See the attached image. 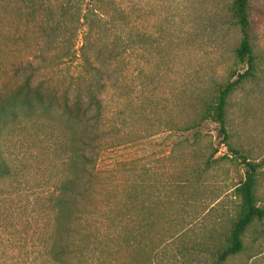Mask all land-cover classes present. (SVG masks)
<instances>
[{"label":"trees","instance_id":"trees-1","mask_svg":"<svg viewBox=\"0 0 264 264\" xmlns=\"http://www.w3.org/2000/svg\"><path fill=\"white\" fill-rule=\"evenodd\" d=\"M150 1L0 0V13L10 3L42 40L22 82L0 89V264H249L264 255L260 163L234 145L230 118L236 91L262 80L251 0L220 1V29L240 33L236 65L202 81L192 61L181 88L171 76L180 72V27L193 12L183 0H157L168 14L153 33L139 26ZM201 33L189 36L195 53ZM53 111L66 125L54 124ZM210 121L223 156L203 133ZM46 127L57 131L58 162L42 179L14 156L11 140ZM165 133L175 136L168 166H154L146 152L119 156ZM225 159L246 171L233 207L219 209L229 194H219L213 172Z\"/></svg>","mask_w":264,"mask_h":264},{"label":"rangeland","instance_id":"rangeland-1","mask_svg":"<svg viewBox=\"0 0 264 264\" xmlns=\"http://www.w3.org/2000/svg\"><path fill=\"white\" fill-rule=\"evenodd\" d=\"M56 4L58 0H47ZM220 1L223 0H183V6L190 5L189 10L193 12L192 18L180 27L184 35L183 48L178 59L180 72L172 75L171 79L178 80L176 86L181 88L182 83L189 74V65L193 61V77L204 80L212 73L222 78L227 76L229 69L236 65L234 47L240 40L238 29L232 32H224L220 29L218 13L221 10ZM252 13L256 25V52L259 55V67L261 69V85L248 84L245 89L236 91L232 99V111L230 118L236 129V136L233 139L235 146H243L244 152L260 163L259 167V191L264 199V0H251ZM157 0H152L148 5L149 15L145 17L144 10L139 11L142 15L139 20L141 29L147 28L153 33L161 29L162 23L166 20L167 10L164 7H156ZM5 10L0 13V89L10 88L22 82L24 74L29 71L27 58L38 62L36 55L42 47L41 41L32 30H25L19 17L12 12L10 3H5ZM140 8V5H139ZM220 14V13H219ZM179 19L177 18V21ZM170 27V25H166ZM201 33L203 37L202 46L198 52L190 50V34ZM26 36V39H21ZM24 40V41H22ZM199 41V40H198ZM192 53V54H191ZM196 54L197 58H194ZM71 66V57L66 56L63 67ZM192 71V70H191ZM190 71V72H191ZM45 72L37 74V80L45 78ZM50 74V83H54L55 78ZM180 83V84H179ZM170 87L162 95L163 99L170 97ZM168 101V100H167ZM185 103L183 102L182 105ZM185 108V105H184ZM54 124L66 125L65 117L59 112L53 111L50 114ZM203 133L207 138L212 139L215 147L219 148L218 156H223L228 152L223 137L219 134V125L215 122H206ZM175 136L170 137L166 133L160 136L149 137L138 144L127 146L119 151V156H139L142 153L149 155L152 164L155 166H168L165 157L169 150V143ZM14 156L28 160L32 166L30 176L45 179L51 174V168L58 162L56 151L58 150L57 131L48 127L39 130L38 133H21L11 140ZM145 149V151H143ZM232 157V155H230ZM110 160V159H109ZM222 166L215 169L214 177L217 182L218 192L227 198L220 203L222 206L233 207L234 196L232 195L234 186L245 177L246 167L238 162H231L229 159L220 162ZM225 167L230 171L227 173ZM54 171V170H52ZM39 189V187H38ZM221 200V199H219ZM235 264H239L236 260ZM249 264H264V255L255 260H250Z\"/></svg>","mask_w":264,"mask_h":264}]
</instances>
